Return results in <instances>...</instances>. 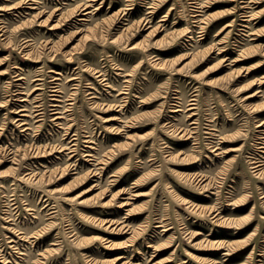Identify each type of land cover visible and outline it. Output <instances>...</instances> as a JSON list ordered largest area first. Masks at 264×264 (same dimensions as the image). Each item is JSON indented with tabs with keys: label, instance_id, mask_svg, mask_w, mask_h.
I'll list each match as a JSON object with an SVG mask.
<instances>
[{
	"label": "rangeland",
	"instance_id": "rangeland-1",
	"mask_svg": "<svg viewBox=\"0 0 264 264\" xmlns=\"http://www.w3.org/2000/svg\"><path fill=\"white\" fill-rule=\"evenodd\" d=\"M263 102L264 0H0V264H264Z\"/></svg>",
	"mask_w": 264,
	"mask_h": 264
},
{
	"label": "bare ground",
	"instance_id": "bare-ground-1",
	"mask_svg": "<svg viewBox=\"0 0 264 264\" xmlns=\"http://www.w3.org/2000/svg\"><path fill=\"white\" fill-rule=\"evenodd\" d=\"M156 3V2H155ZM91 6V4H89V3H87V2H85V3H83L82 4V6H81V8H80V13L78 14V15H80V16H84V17H86L88 14H91V11L89 10V7ZM155 6V5H154ZM152 7V6H151ZM151 12V11H150ZM194 12H198V9H196ZM244 17H245V20H247L248 18H250V16H247V15H243ZM248 17V18H247ZM141 20H142V18H141ZM144 21H145V19H144ZM244 21V20H243ZM139 22V21H138ZM142 23V22H141ZM146 23V22H145ZM140 24V23H139ZM227 25H229V24H227ZM142 26V25H141ZM140 26V27H141ZM153 28H156V27H153ZM140 29V28H139ZM154 31V30H153ZM156 31V30H155ZM154 31V32H155ZM153 32V33H154ZM148 34V33H147ZM152 33H150V35H151ZM239 60V59H238ZM233 61H236V60H233ZM55 79V78H54ZM55 86H57V85H52V88H56ZM58 90L57 89H52L51 90V92H57ZM258 93H260V91H254V92H251L250 94H247V95H245V97H244V99H250V98H252V97H255ZM121 94V93H120ZM53 96H57V95H54L53 94ZM263 104H264V102H263ZM58 105H56V104H54L53 105V109H52V114L55 116V118L54 119H58L60 116H59V114H61V112H59V110H58ZM180 109H174L173 111L174 112H177V111H179ZM22 111V113H20L19 114V116H21V117H24V116H26V113H23V110H20V112ZM40 113V112H39ZM190 124H195V122L194 121H191V123ZM256 127L257 128H261L259 131H257L258 132V135H260V136H258V139H260V142H259V145H260V149H262V150H264V128H262V127H264V120H261V121H259V122H257L256 123ZM212 131H213V129H212ZM179 133L181 134V135H184V133H187L184 129L182 130H180L179 131ZM191 134L192 132H191V130L189 129L188 130V134ZM212 135H214L213 133H210V136H212ZM188 137H190V136H188ZM188 137L186 138V140L188 139ZM212 138V137H211ZM209 143H212V142H209ZM214 147V146H213ZM217 149V148H216ZM226 152V151H225ZM251 164H252V168H253V171H255V172H259L260 171V169H261V167L264 165V157L263 156H261V155H257L256 157H252V161H251ZM27 175L28 176H30V177H33V176H37V175H35L34 173L32 174V173H27ZM122 205H126V202H124V203H121ZM12 230V229H11ZM14 230V229H13ZM11 241H13V240H11Z\"/></svg>",
	"mask_w": 264,
	"mask_h": 264
}]
</instances>
